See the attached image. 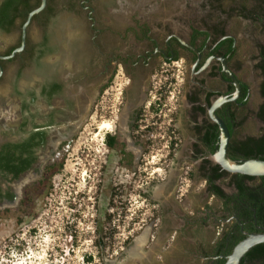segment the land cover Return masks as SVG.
Wrapping results in <instances>:
<instances>
[{
	"label": "flooded vegetation",
	"instance_id": "obj_1",
	"mask_svg": "<svg viewBox=\"0 0 264 264\" xmlns=\"http://www.w3.org/2000/svg\"><path fill=\"white\" fill-rule=\"evenodd\" d=\"M9 1L0 0V36L10 38L0 48V88L8 84L12 102L8 119L0 113V125L5 127V135L0 133V211L7 216L13 256L25 254L26 242L20 232L27 227L28 236L35 235L33 223L40 219L53 179L62 171L87 123L92 133L101 135L105 164L112 161L126 170L139 169L145 156L152 153L155 137L161 135L167 159L190 164L191 174H184L201 182L198 186L206 198L218 203L215 210L206 199L204 206L187 215L173 205V221L165 218L161 204L153 207L151 224L145 228L146 245L156 238H167L173 250L161 253L162 261L178 257L187 258L190 264H218L245 234L264 230L255 217L252 192L244 190L240 195L229 178H211V186L227 196L221 199L211 193L207 179L210 168L217 165L213 156L220 144L219 127L209 114L215 103L221 104L213 115L229 133L227 156L235 142L258 137L264 131V123L256 117L264 103L260 89L264 75L256 68L264 60V0H201V13H159L149 3L128 6L125 0H106L104 4L101 0H46L45 7L33 15L24 37L27 17L41 0H16L15 5L6 7ZM63 9L70 15V23L58 19V11ZM79 16L86 23L88 38L69 41L67 33L71 36L80 29L72 21ZM101 19L106 21L101 23ZM238 23L245 24L243 30L258 35L257 40L252 38L253 53L249 57L259 79L256 90L260 102L252 113L260 123L257 135L240 134L253 92L249 81L241 77L244 62L239 56ZM33 26L37 27L38 38L30 37ZM21 46L22 50L13 54ZM165 64L170 69L158 71ZM118 70L127 78L123 95L116 110L108 100L103 111L95 103L103 89L114 82ZM157 71L167 72V83L159 88L162 100L153 108L148 105L151 114L166 106L162 104L165 95L182 77L175 100L178 104L167 110L168 128L162 134L157 133L161 117L154 114L148 123L142 109ZM113 114L115 120L109 121L112 128L99 133V124ZM163 143L157 140L155 145ZM182 148L185 153L179 159L176 153ZM130 149H136L138 155ZM134 176L140 177L136 173ZM110 180L106 167L100 169L96 203L113 204L116 185ZM245 182L253 185L252 181ZM172 184L166 181L160 185L164 194L171 191ZM81 214L78 210L72 213L70 225ZM161 259L155 264H162Z\"/></svg>",
	"mask_w": 264,
	"mask_h": 264
},
{
	"label": "rangeland",
	"instance_id": "obj_2",
	"mask_svg": "<svg viewBox=\"0 0 264 264\" xmlns=\"http://www.w3.org/2000/svg\"><path fill=\"white\" fill-rule=\"evenodd\" d=\"M105 1L101 0L100 4H104ZM125 1L128 6L149 3L152 7L156 6L155 12L159 13H190V11L192 13H201L203 11L200 6L201 0H190V2L188 0ZM172 2H176L175 5ZM172 4L175 6L174 9L172 8ZM104 9L109 11L110 8ZM135 10L136 8L132 9V11ZM66 12L65 9L60 10V12L58 11L57 17L60 21L63 20L65 22L66 20V22L70 23L71 20H68L70 15ZM212 12L214 13V11ZM80 19L81 16L72 20L74 23L76 22L80 25V29L74 31L71 36L67 33L69 41L75 38L83 37L84 40L88 38L89 32L86 28V23ZM105 21L106 19H101V23ZM244 25L243 23H238L236 26L240 38L239 56L244 62L241 77L249 81L253 92V99H251L249 107H247V113L245 111L246 121L240 134L257 135L260 123L252 113L260 102L257 99L258 93L256 90L259 79L257 73L251 68L252 60L249 57L253 53L250 48L252 38L257 40L258 35L256 32L251 33L248 30H243ZM176 28L177 26L174 27V29ZM38 35L37 27H31L30 37L38 38ZM8 41L10 42V38L0 36V48L8 44ZM63 48L66 50L67 45L64 44ZM169 69L170 67L165 64L158 71ZM158 71L153 74L156 75L157 73V76L151 79L150 96L147 98L142 109L146 111L148 123L152 122L151 117L154 114L161 117L162 123L159 124L160 130L157 133L161 132L162 134L168 128V117L165 115L170 113L167 110H172L178 104L175 100L178 97L177 92L182 77L180 76L177 82L175 81L177 84L173 85L169 89L170 93L165 95L166 98L162 104L166 106H161L158 111H154L151 114L150 110H148V105L151 104L153 108L154 105L159 103V100H162L164 96L160 95L162 93L159 88H163V85L167 83V72H162L161 74ZM126 82L127 78L122 71L118 70L114 82L109 85V88L103 89L101 96L95 103L98 108H104L103 111H105L108 106L107 102L110 100L109 103L113 106L112 110H116L120 97L123 95ZM23 86L24 81L19 84V88L22 89ZM98 88L99 85H96V92ZM9 91L8 84H5L4 88H0V113L12 107ZM115 117L116 114H113L110 119L104 118L102 122L113 121ZM90 128L89 123L83 126L79 139L75 141L63 163L62 171L54 177L50 194L44 202L45 207L40 212V219L33 223V225H36L35 235L29 237L27 227L20 232V237L27 243H24L25 254L13 256L12 249L9 248L10 229L7 216L0 211V264L156 263L161 259L160 256L158 257V253L172 252L173 250L167 238L165 240H157L158 238H156L155 241L149 242L147 245L146 238L144 245L140 248V253L142 250V258L140 259L141 254H130L131 257L136 259L128 258L129 249L133 245L131 250L135 247L134 241L136 237L151 224L150 219L154 210L153 207L157 208L161 204L165 218L172 220L170 211L173 205L180 208L181 212L185 215L190 211H198L204 206L207 198L203 189L198 186L201 182H198L194 177L184 174L185 172L189 173L192 166L188 163L172 162L170 159H167L168 150L163 147L164 140H161V135L160 137H155L154 147L151 150L152 153L148 156H145V153L146 160L143 161L139 169L134 171L118 168L112 161L105 164L104 157L106 154L100 140L101 135H96L97 131L92 133ZM0 133L5 135V127L2 125H0ZM157 140H160L163 144L155 145ZM186 140L187 136H185ZM184 153L185 148H182L176 153L177 158L180 159V156ZM105 167L108 170L111 184L116 185L113 187L116 197L110 206L105 204V202L96 203L95 192L98 188L100 169H104ZM134 173L140 175V177L135 178ZM166 181L173 182L172 189L168 194H164V189L160 186L165 184ZM154 185H157V188ZM178 189L181 191L177 192ZM180 194H183V196L180 197ZM119 196H121V199H119ZM157 197L158 201L156 200ZM207 201L210 202L213 209L218 206V203L213 199H207ZM119 202L122 203V206L119 205ZM72 207L73 210L71 211ZM76 210L81 211L82 214L78 220L72 221V225H70L71 214ZM126 237L128 238L127 240H125ZM177 258L171 260L169 258L170 261H164V259L162 261L161 259V262L162 264H171L172 261L174 263L176 261L175 264L192 263L187 258ZM87 259L90 261L87 262ZM195 264H201V262L196 261Z\"/></svg>",
	"mask_w": 264,
	"mask_h": 264
},
{
	"label": "trees",
	"instance_id": "obj_3",
	"mask_svg": "<svg viewBox=\"0 0 264 264\" xmlns=\"http://www.w3.org/2000/svg\"><path fill=\"white\" fill-rule=\"evenodd\" d=\"M10 3L15 5L16 0L9 1L6 7L9 6ZM256 68L260 69L264 75V60L263 63L258 64ZM260 89L262 97L264 98V83L261 85ZM256 117L264 123V103L260 106ZM228 157L232 160L259 159L264 161V131L258 137H249L244 141L238 143L235 142L231 146V152H229ZM210 170L212 171V175L210 174L211 176L209 175L207 177L210 183L209 190L217 197L227 199V196L218 187L211 186L212 179H218L221 177L229 178L230 184L234 183V186L240 192V195H242V191L244 190L253 193L255 217L258 224L264 227V176L248 177L240 174H228L218 165H214ZM245 181H252L253 185L249 187L245 184ZM86 261L89 262L90 260L87 259ZM224 262L225 261L222 260L218 264H224ZM240 264H264V244L256 245L250 249L242 258Z\"/></svg>",
	"mask_w": 264,
	"mask_h": 264
},
{
	"label": "water",
	"instance_id": "obj_4",
	"mask_svg": "<svg viewBox=\"0 0 264 264\" xmlns=\"http://www.w3.org/2000/svg\"><path fill=\"white\" fill-rule=\"evenodd\" d=\"M46 5V0H41L39 7L31 11L27 17V20L23 26V37L25 34L26 27L31 22L33 15L39 13ZM23 46L13 52L21 51ZM221 103H215L209 110L210 117L218 125L220 130V144L216 154L213 156L214 162L228 174H240L248 177H261L264 176V161L259 159H247L242 161H236L228 158L227 148L229 141V133L224 123L213 115V111ZM255 166L260 167L261 170L254 171L252 168ZM264 244V230L261 233H250L245 234V237L234 245L231 253L225 257L224 264H240L242 258L245 256L250 249L256 245Z\"/></svg>",
	"mask_w": 264,
	"mask_h": 264
},
{
	"label": "bare ground",
	"instance_id": "obj_5",
	"mask_svg": "<svg viewBox=\"0 0 264 264\" xmlns=\"http://www.w3.org/2000/svg\"><path fill=\"white\" fill-rule=\"evenodd\" d=\"M10 108V107H9ZM8 115L11 116V113L8 111V110H4L1 112V116L3 118H6L8 119ZM0 116V117H1ZM81 122V121H80ZM78 122V125L79 123ZM124 124V123H123ZM121 126V125H120ZM123 126V125H122ZM112 128L111 124L109 122H102L99 124L98 126V131L99 133H102L104 131H109L110 129ZM129 149V148H128ZM130 150H133V152L138 155V151L136 149H130ZM252 170L254 171H258V170H261L260 167H257L255 166L254 168H252ZM28 182V181H27ZM22 183V182H21ZM25 183V182H24ZM145 230V229H144ZM147 233H148V229H146L144 232H142L141 235H139L138 237H136V240L134 241L135 242V247L130 251L129 254L133 255V254H141L140 253V248L144 245L145 241H146V238H147Z\"/></svg>",
	"mask_w": 264,
	"mask_h": 264
},
{
	"label": "crops",
	"instance_id": "obj_6",
	"mask_svg": "<svg viewBox=\"0 0 264 264\" xmlns=\"http://www.w3.org/2000/svg\"><path fill=\"white\" fill-rule=\"evenodd\" d=\"M134 244H135V242H134ZM133 246H134V245H133ZM133 246H132V247H133ZM132 247H131V248H132ZM131 248L129 249V251L131 250ZM129 251H128V258H130V259H136V258H133V257L130 256ZM161 253H162V252H161ZM161 253H158L159 256L161 255ZM141 258H142V250H141L140 259H141ZM156 263H158V262H156ZM172 263L174 264V261H172ZM172 263H171V264H172ZM175 263H176V261H175ZM152 264H155V263H152Z\"/></svg>",
	"mask_w": 264,
	"mask_h": 264
},
{
	"label": "built area",
	"instance_id": "obj_7",
	"mask_svg": "<svg viewBox=\"0 0 264 264\" xmlns=\"http://www.w3.org/2000/svg\"><path fill=\"white\" fill-rule=\"evenodd\" d=\"M128 238L126 237L125 240H127Z\"/></svg>",
	"mask_w": 264,
	"mask_h": 264
}]
</instances>
